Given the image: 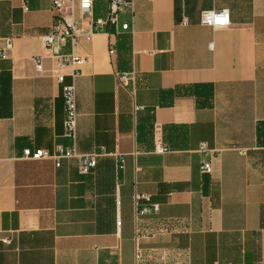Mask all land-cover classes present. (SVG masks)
<instances>
[{
    "label": "crops",
    "instance_id": "crops-1",
    "mask_svg": "<svg viewBox=\"0 0 264 264\" xmlns=\"http://www.w3.org/2000/svg\"><path fill=\"white\" fill-rule=\"evenodd\" d=\"M127 1L133 11L101 30L77 12L94 36L61 45L84 59L74 67L41 40L57 21L51 0H0V264H264V0ZM109 9L96 0L94 20ZM225 9L230 28L201 24ZM73 146L99 155L89 174L78 158L24 156ZM136 194L159 211L137 217Z\"/></svg>",
    "mask_w": 264,
    "mask_h": 264
},
{
    "label": "built area",
    "instance_id": "built-area-1",
    "mask_svg": "<svg viewBox=\"0 0 264 264\" xmlns=\"http://www.w3.org/2000/svg\"><path fill=\"white\" fill-rule=\"evenodd\" d=\"M53 4V10L57 14V21L50 35L41 38L45 47L50 49L52 54L59 58L60 65H72L74 67L80 66L84 63V59L80 57L72 56H62L60 54L61 45L65 44L67 41L71 40L73 43L80 40L90 41L94 36V32H83L82 23L77 22V12L79 11L84 16H89L91 19L90 27L96 30L105 29L106 27H114L119 23V15L124 12H132L133 4L127 0H110L109 14L106 18L99 20H94L93 10L96 0H51ZM182 24H188L187 20L184 19ZM201 24L203 26L212 28L214 30L228 29L231 27V13L229 10H211L204 11L201 14ZM124 31L130 29L129 24L122 26ZM0 59H7V54L5 51H0ZM37 69L42 71V59L36 61ZM78 76V73L75 74ZM58 80L63 82V77L59 76ZM135 75L133 73H121L119 74V83L124 88H130L134 85ZM64 100H65V137L71 141H75L77 137V127H78V109H77V94L74 86H67L64 88ZM142 108L135 107V111H139ZM155 136V153L156 154H166L170 151L168 146L163 143L162 139V128L156 126L154 130ZM207 145L202 144L200 147V152H206ZM26 158H31L33 160H40L47 157H53L57 160V167H60V161L62 159H74L78 158L80 160V172L82 175H87L97 166V157L99 155H87L80 156L77 154L75 147L68 149L59 148L57 153L51 156L48 152L43 150H37L36 152H31L26 150L24 152ZM124 168V160L119 161V169ZM204 173H211L212 167L210 164H204L202 167ZM136 206H137V217H145L151 215L152 213H157L159 211V205L152 204L148 196L136 194L135 196ZM144 201V204L141 202ZM117 226L120 228L121 222L118 221ZM140 254L137 255V260L140 259Z\"/></svg>",
    "mask_w": 264,
    "mask_h": 264
}]
</instances>
